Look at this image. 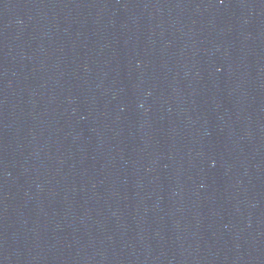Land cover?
<instances>
[{"label": "water", "instance_id": "obj_1", "mask_svg": "<svg viewBox=\"0 0 264 264\" xmlns=\"http://www.w3.org/2000/svg\"><path fill=\"white\" fill-rule=\"evenodd\" d=\"M0 264H264V0H0Z\"/></svg>", "mask_w": 264, "mask_h": 264}]
</instances>
